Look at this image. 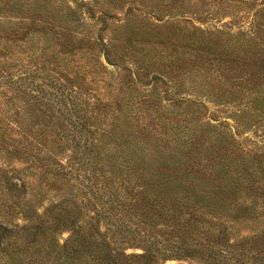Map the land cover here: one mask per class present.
Instances as JSON below:
<instances>
[{"label": "trees", "instance_id": "1", "mask_svg": "<svg viewBox=\"0 0 264 264\" xmlns=\"http://www.w3.org/2000/svg\"><path fill=\"white\" fill-rule=\"evenodd\" d=\"M58 1L0 0V194L24 219L0 223L1 262L16 239L39 264H264V141L236 138L264 133V0H210L247 33L181 27L201 0ZM125 3L108 41L92 30Z\"/></svg>", "mask_w": 264, "mask_h": 264}, {"label": "rangeland", "instance_id": "2", "mask_svg": "<svg viewBox=\"0 0 264 264\" xmlns=\"http://www.w3.org/2000/svg\"><path fill=\"white\" fill-rule=\"evenodd\" d=\"M127 1H130V0H127ZM76 2H78L79 4L82 2V3H89L93 5V0H60L58 1V7L60 10H65L67 7L76 8ZM201 3H205V4L201 6V13L199 15L195 14L192 11H189L188 12L189 14H182L184 15L182 17L176 16L177 19L181 21V25H182L181 27L185 26L188 29H191L192 27H199L205 30L217 29V30H223L225 32H232V33H238V32L247 33L251 29L250 28V25L252 22L251 12L248 13L246 8L241 9L239 7L238 8L236 7L234 9L231 7L229 10L220 12V11H217L216 6L213 5V2H211L210 0H201ZM250 4H253V3L251 2ZM129 6L131 5L125 3L123 4V6H120V7H114V8L112 7V14L110 17H108L109 19L106 25H103L97 21L91 22L90 24H92L91 25L92 30L97 31L98 29H102L103 31L99 32L100 33L99 35H101L104 39L108 41V39L112 36L113 31L119 29L121 25L124 24L125 22L124 13L126 12V9ZM94 9H95V15L100 16L101 8L94 7ZM161 15L162 16L167 15V13H162ZM176 15H179V14H176ZM184 19L189 20L187 21L188 22L187 24L183 23L185 22ZM99 55L100 54L98 51L96 53V57ZM131 63L132 62L130 61L128 64L131 67H133L134 65ZM106 67L108 68L109 71H112V72L118 69V67L112 66L109 64H106ZM163 91L164 89H161V92ZM191 91H192L191 89L185 90V91L182 90L181 93L182 95H185V96L190 95L189 97H192L191 95L192 94L194 95V92H191ZM205 105L207 109L206 111L203 110L202 114L204 117H206V119H208V117H211V119H215V121L212 120L214 121L213 124L218 123L216 121L226 123L228 129L236 133L235 131L236 124L234 122L235 112L232 110L229 104L223 103V102H212V100H206ZM243 133L244 134L241 137H236V138L240 141H243L246 138L251 140V143H248V144L244 143V145L249 149L253 147L256 142L264 141V133H262V128L260 127L257 129L254 127H250L246 131H243ZM16 166L19 168L21 167L19 164H16ZM32 183H33L32 186H33L34 191L30 199L39 195V189L37 187L39 185V182L33 179ZM62 189L63 191L65 190L69 191V188L66 186H63ZM47 195L48 197H52V199L54 197V199L56 200L62 199L65 196L63 192H58L56 190H49ZM4 200L6 199L2 198L0 194V223L1 222L9 223V224L17 223L19 225H23L24 224L23 217L19 215V212L18 213L17 211L13 212L12 209L10 208V203ZM248 231L251 232V230L242 228L240 231V235L246 236L248 234ZM67 237H68L67 234L63 235L61 239V243H63V240H65ZM12 241L14 242V245L10 247V251L13 255L15 254V257H16L15 258L16 262L13 261L14 264H35L41 261L40 256H38V249H36L35 256L28 254V256L26 257L25 254L21 255V253L24 252L21 245L19 248H17V246L15 245V244H18L17 243L18 241H16V239H13ZM127 253L128 254H132V253L141 254L142 251L129 249ZM0 264H3L1 260H0ZM160 264H201V263H199L196 260L194 261L170 260L167 262H162ZM246 264H253V263L252 261L249 260L248 262H246Z\"/></svg>", "mask_w": 264, "mask_h": 264}]
</instances>
